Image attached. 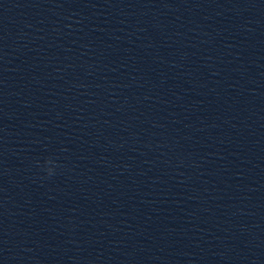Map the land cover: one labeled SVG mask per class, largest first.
I'll return each mask as SVG.
<instances>
[{
    "label": "water",
    "instance_id": "95a60500",
    "mask_svg": "<svg viewBox=\"0 0 264 264\" xmlns=\"http://www.w3.org/2000/svg\"><path fill=\"white\" fill-rule=\"evenodd\" d=\"M0 264H264V0H0Z\"/></svg>",
    "mask_w": 264,
    "mask_h": 264
},
{
    "label": "clouds",
    "instance_id": "9594fccd",
    "mask_svg": "<svg viewBox=\"0 0 264 264\" xmlns=\"http://www.w3.org/2000/svg\"><path fill=\"white\" fill-rule=\"evenodd\" d=\"M48 163H50V164H51V163H52V161H51V160H49V161H48ZM48 172H49V175H51V174L53 173V169H52V168H49V169H48Z\"/></svg>",
    "mask_w": 264,
    "mask_h": 264
}]
</instances>
